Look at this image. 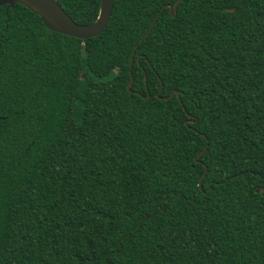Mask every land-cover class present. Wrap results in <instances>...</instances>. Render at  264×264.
<instances>
[{
  "label": "trees",
  "instance_id": "16d2710c",
  "mask_svg": "<svg viewBox=\"0 0 264 264\" xmlns=\"http://www.w3.org/2000/svg\"><path fill=\"white\" fill-rule=\"evenodd\" d=\"M175 1L0 5V264H264V0Z\"/></svg>",
  "mask_w": 264,
  "mask_h": 264
},
{
  "label": "water",
  "instance_id": "95a60500",
  "mask_svg": "<svg viewBox=\"0 0 264 264\" xmlns=\"http://www.w3.org/2000/svg\"><path fill=\"white\" fill-rule=\"evenodd\" d=\"M179 1L180 0H176L174 4L168 5L169 11L170 12L174 11L172 15H175L176 7ZM17 2L25 4L33 12L38 14L47 28L68 36H73L80 39H87L99 35L102 32V30L106 27L111 17L114 0H100L98 15L96 19L89 24H80L75 22L71 18V16L61 7V5L58 3V0H0V5L6 4L10 7H13L14 4ZM164 7L166 6H162L161 9H163ZM160 11L156 13L153 20L149 24L148 28L143 33L141 38L138 40L137 44L134 46V49L148 34L150 29L154 25ZM134 49L131 53L130 69L132 65ZM130 84H131V78L127 86L129 87ZM177 93L178 91L175 89L173 90V92L170 94L169 97H172L173 94H177ZM188 121L189 120H186L185 123H188ZM205 149L206 146L202 151H200L197 154V156L195 157V162L198 161L197 158L203 153ZM202 178L203 175L199 180V186H201Z\"/></svg>",
  "mask_w": 264,
  "mask_h": 264
},
{
  "label": "rangeland",
  "instance_id": "374dc122",
  "mask_svg": "<svg viewBox=\"0 0 264 264\" xmlns=\"http://www.w3.org/2000/svg\"><path fill=\"white\" fill-rule=\"evenodd\" d=\"M85 77L84 74H81L80 77H79V80H78V84H77V87L75 88L74 90V95L77 97V100H79V98L81 97V91L80 90H83L82 88H84V84H85V81H87V78H83ZM78 109L76 110V113H75V117H78ZM69 132H72V128L69 127L68 129Z\"/></svg>",
  "mask_w": 264,
  "mask_h": 264
},
{
  "label": "flooded vegetation",
  "instance_id": "af4514ba",
  "mask_svg": "<svg viewBox=\"0 0 264 264\" xmlns=\"http://www.w3.org/2000/svg\"><path fill=\"white\" fill-rule=\"evenodd\" d=\"M175 3V2H174ZM173 3V4H174ZM170 3L169 2H167V3H164L162 6H166V8H168V5H169ZM168 10H169V8H168Z\"/></svg>",
  "mask_w": 264,
  "mask_h": 264
}]
</instances>
